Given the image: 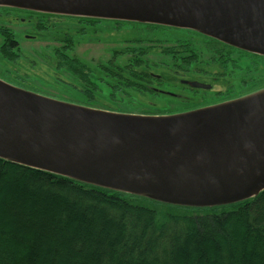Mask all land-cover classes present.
I'll use <instances>...</instances> for the list:
<instances>
[{
	"label": "water",
	"instance_id": "obj_1",
	"mask_svg": "<svg viewBox=\"0 0 264 264\" xmlns=\"http://www.w3.org/2000/svg\"><path fill=\"white\" fill-rule=\"evenodd\" d=\"M43 14L196 30L264 56V0H0ZM0 159L183 207L264 190V89L172 116L104 111L0 79Z\"/></svg>",
	"mask_w": 264,
	"mask_h": 264
},
{
	"label": "trees",
	"instance_id": "obj_2",
	"mask_svg": "<svg viewBox=\"0 0 264 264\" xmlns=\"http://www.w3.org/2000/svg\"><path fill=\"white\" fill-rule=\"evenodd\" d=\"M3 31L0 52L15 62V38ZM73 47L70 36L62 41L56 69L93 100L97 84L69 56ZM141 58L126 76L105 68L118 80L114 94L147 91ZM0 264H264V190L220 207L174 206L0 159Z\"/></svg>",
	"mask_w": 264,
	"mask_h": 264
},
{
	"label": "flooded vegetation",
	"instance_id": "obj_3",
	"mask_svg": "<svg viewBox=\"0 0 264 264\" xmlns=\"http://www.w3.org/2000/svg\"><path fill=\"white\" fill-rule=\"evenodd\" d=\"M6 10L9 11L10 14L13 12H15L16 15L26 13L33 19L38 17L37 23L39 24L36 23L37 20H29L38 33L47 34V32H50L48 31L49 29L53 30L54 27H50L49 20L53 17L58 18V15L56 16L54 14L46 13L49 15V17L46 18V14L42 15L43 13L38 14L39 12H32L29 10L22 11L17 8L10 10L6 8ZM0 11L2 12L5 10L2 7ZM59 17L63 19L70 18H66V16ZM17 18L20 20V23H23L25 20L23 18ZM72 18H76L75 20L78 24L84 23L81 21L84 17ZM90 20V18H86L85 20V23L89 26L92 25ZM104 20L105 19H99V21L93 20V22L101 24ZM112 22L120 23L116 21ZM135 24L129 23L128 25ZM145 26H147L144 31L145 34L148 35L147 39H132L129 43L134 45L133 48L128 47L124 50L114 49V51L111 52L112 58L108 62H105L107 65L101 63V66L105 65V68H109L110 73L112 69L118 68L120 71H123L122 76H126V73L128 74L126 70L128 65H134V59L142 55V58L137 61L140 65L136 73H142L139 74L140 78H146L145 87L147 91L153 92L157 97H164L171 100V103L167 102L169 106H167V109H169V111L161 113V115L172 116L175 114L193 112L194 110L216 107L217 105L246 97L264 89V85L261 86V84H264L263 55L232 47L225 42L223 43L192 29L188 30L162 25ZM5 30L12 33L15 38V43L17 44L15 49L19 51L20 41H18L17 34L9 29ZM64 36L65 37L56 38L55 42L59 45L57 49L62 46V41L69 36L74 46L75 39L73 35L69 33ZM147 44V48H144ZM74 48L75 46L70 51L74 50ZM128 54L133 55L131 61L129 59L124 67L115 66L117 59L128 56ZM153 55H159L160 57L157 63L151 65L149 56ZM73 58L81 63L84 61L83 63L89 68L90 79L96 77L97 80L104 81V77L110 75L108 71H105V68L92 69L90 67L92 64L90 65L83 58L78 56H73ZM146 66H148L149 70ZM260 66L262 69H259ZM160 69L165 72L155 73V71H159ZM85 74H87V72ZM236 74H240L241 77L236 76ZM215 83L225 86L222 87L221 90L218 89L214 92L212 88ZM173 101H175V103H173ZM129 114L152 115V113L140 112H131Z\"/></svg>",
	"mask_w": 264,
	"mask_h": 264
},
{
	"label": "rangeland",
	"instance_id": "obj_4",
	"mask_svg": "<svg viewBox=\"0 0 264 264\" xmlns=\"http://www.w3.org/2000/svg\"><path fill=\"white\" fill-rule=\"evenodd\" d=\"M3 8L5 11H0V47L3 45L4 36L6 35V31L4 32L3 30L9 29L17 34L18 41H20V50H17L18 58L15 62L3 58L0 52V79L27 91L30 90L49 98L52 97L60 101L62 100L78 105H82L88 101L86 100L87 98L85 99L84 95L86 90L82 87V83L79 79L74 78V76L64 70L58 71V69H56L57 59L54 57V53L59 47L58 43L55 42L56 38L65 37L64 35L70 33L75 39V48L68 53L69 56L83 58L90 65L92 64L91 66L87 64L92 69H104L105 65H107L105 62H108L112 58L111 52H113L114 49L124 50L128 47L133 48L134 45H131L129 41L132 39H147L148 35L144 32L147 27L145 25H152L139 22H135L137 23L135 24L133 22H123L119 20L113 21L120 23L104 20L101 24H96L93 20L99 21V19L91 18L92 21L90 20V23L92 22V25L89 26L85 23L86 17L81 20L84 23L78 24L75 20L76 18H72L74 16L68 15L66 18L70 17L69 19H63L59 16L64 17L65 15L57 14L58 18L53 17L49 20L50 27H54V29H49L48 31L50 32L46 34L38 33L32 22L29 21H36L38 17L33 19L26 13L16 15V13L13 12L10 14L6 8L9 10L13 8ZM17 17L25 19L24 22L20 23ZM47 17H49V15L46 14V18ZM37 22L38 20L36 23ZM129 23L135 25H128ZM147 46L148 44L145 45L144 48H147ZM159 57V55L149 56L150 64L157 63ZM129 59L131 61L133 55L128 54V56L117 59L115 66L124 67ZM101 63H105V65L101 66ZM259 69H262L261 66ZM159 72L165 71L161 69L155 71V73ZM102 76L104 77V75ZM236 76L241 77L240 74H236ZM104 78V81H99L96 77L92 78L97 84L98 90L94 94L93 100L87 102L91 104L90 108L124 114L128 112L152 113L154 116H160L161 113L169 111L167 108L171 100L164 97H157L151 91L142 92L132 89L124 91L125 89L123 88H121V92L114 94L115 92H113L112 86L118 85L117 78L114 79L111 76H105ZM263 85L264 84H261V86ZM224 86L225 85L215 83L212 90L215 92L218 89L221 90ZM83 100L86 101L83 102ZM173 103H175V101H173Z\"/></svg>",
	"mask_w": 264,
	"mask_h": 264
}]
</instances>
